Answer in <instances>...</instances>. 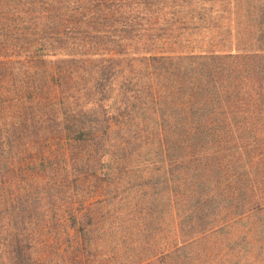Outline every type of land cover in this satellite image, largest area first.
I'll return each instance as SVG.
<instances>
[{
  "label": "trees",
  "instance_id": "1",
  "mask_svg": "<svg viewBox=\"0 0 264 264\" xmlns=\"http://www.w3.org/2000/svg\"><path fill=\"white\" fill-rule=\"evenodd\" d=\"M146 2L175 1L0 0V149L3 152L9 147L2 117L7 98L19 103L39 99L37 82L45 78L36 70L69 63V82L80 87V93L69 98L83 101L75 106L74 119L92 118L88 129L105 144L99 155L107 167L105 175L114 164L112 146L122 152L133 149L138 156L143 145L153 146L150 173L155 175L154 187L162 186L174 238L170 234L173 242L153 259L134 264H240L243 258L246 264H264V252H257L254 242L257 235L264 234V225L253 222L241 231L249 240L244 248L236 249L241 236L237 233L218 238L225 228L235 230L264 210V196L252 194L254 185L260 184H249V194L240 198L239 191L245 192L247 187L235 176L229 179V164L206 157L215 156L217 151L184 154L182 150L183 134L208 126L216 107L226 116L227 88L218 86L221 77L216 64L231 54L201 49L191 55L194 50L189 47L196 41L187 21L174 11L177 7H166L165 3L149 6ZM205 33L211 35L210 30ZM255 51L259 55L260 50ZM242 62L243 57L236 60L240 66ZM55 69L48 76L62 89L64 76L60 67ZM217 101H223L221 106ZM212 168L220 171L213 181ZM229 183H233L232 194ZM213 200L224 207L218 208L213 220L217 226L205 228L207 221L191 214L204 210ZM3 202L1 197L0 231ZM184 203L194 206L182 215L179 205ZM223 215L228 217L226 222ZM77 233V251L83 254L74 264H101L84 256L91 249L88 229L82 226ZM14 234V239L20 235L18 231ZM259 243L264 250V239ZM4 247L0 244V264H20L18 247L13 261Z\"/></svg>",
  "mask_w": 264,
  "mask_h": 264
},
{
  "label": "rangeland",
  "instance_id": "2",
  "mask_svg": "<svg viewBox=\"0 0 264 264\" xmlns=\"http://www.w3.org/2000/svg\"><path fill=\"white\" fill-rule=\"evenodd\" d=\"M174 1L146 3L177 7L174 11L187 21L196 41L189 47L194 50L191 55L201 49L231 54L216 64L221 77L218 86L227 88L226 116L216 107L208 126L183 134L182 150L184 154L217 151L215 156L206 157L229 164V179L235 176L247 187V191H239L240 198L249 194L252 182L260 184L254 185L252 194L264 196V0ZM205 30H210L209 37ZM255 50H260L259 55ZM241 57L242 66L236 63ZM56 67L64 76L62 89L48 76ZM36 73L45 78L37 82L40 98L20 103L7 98L2 116L9 147L3 152L0 149V198L4 201L0 244L5 245L12 261L18 247L20 264H74L83 254L77 251V230L83 226L91 244L89 255L84 256L91 260L134 264L153 259L173 242L170 234L174 238V223L162 186L154 187L155 175L150 173L152 144L143 145L139 156L133 149L122 152L112 146L114 164L105 175L107 167L99 160L105 144L89 131L92 118L74 119L73 110L83 101L69 98L80 93V87L69 82V63L41 66ZM217 102L221 106L223 101ZM200 124L204 125L203 120ZM218 174L220 171L212 168L210 180ZM228 191L232 194L233 183ZM220 205L213 200L191 215L207 221L205 228L217 226L213 220L224 207ZM191 206L194 204H180V214ZM227 219L224 216L222 220ZM253 222L264 225V210L235 230L225 228L218 238L241 235ZM16 231L20 235L14 239ZM262 234L254 242L257 252L263 254L259 243L264 239ZM238 241L236 249L244 248L249 240L241 235ZM243 260L240 264H246Z\"/></svg>",
  "mask_w": 264,
  "mask_h": 264
}]
</instances>
